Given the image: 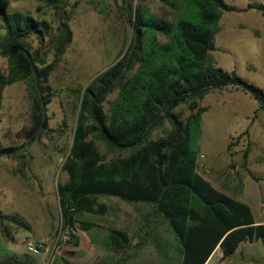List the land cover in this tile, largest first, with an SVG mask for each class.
Wrapping results in <instances>:
<instances>
[{
  "label": "rangeland",
  "instance_id": "rangeland-1",
  "mask_svg": "<svg viewBox=\"0 0 264 264\" xmlns=\"http://www.w3.org/2000/svg\"><path fill=\"white\" fill-rule=\"evenodd\" d=\"M237 9L264 0H225ZM150 14L176 21L175 13L159 0H63L56 9L40 0H11L9 12L22 13L46 26L42 40L30 35L25 42L39 51L38 86L22 80L7 86L0 97V150L18 148L12 155L0 157V213L24 221L29 229L0 219V264H57L51 251L59 243H68V230L62 229V204L59 185L68 176L63 166L70 154L84 90L103 71L110 68L127 50L131 40L130 4H140ZM67 23L71 40L67 43L63 25ZM1 35L5 32L0 30ZM64 51L60 54V47ZM216 50L211 53L217 66L235 71L243 79L264 89V15L258 11L223 12L215 36ZM10 62L0 54V72L8 74ZM118 91L108 97L105 110ZM38 99H41L39 107ZM208 110L203 114L198 143V173L219 190L247 203L259 224L264 223V111L250 94L228 87L213 91L199 101ZM177 113L186 120L188 104ZM46 121V126H45ZM39 132H32L35 126ZM171 130L166 122L151 134L152 140ZM253 132V139L250 138ZM99 148L106 161L125 158L129 152H110ZM247 153V167L244 155ZM258 179L255 180L248 170ZM108 206L105 215L82 212L80 221L126 231L136 241L121 254L119 264L132 258L134 264H181V246L165 219L145 203H129L116 197H100ZM81 234V235H80ZM94 230L78 229L74 235L83 243ZM74 240V239H73ZM72 241V240H71ZM43 243L48 254L35 255L27 243ZM230 263L240 264V254L248 263L264 264L262 242H244ZM245 248V249H243ZM251 249L252 251H242ZM56 249V248H55ZM114 252V251H113ZM218 247L211 264L221 261ZM52 259V261H50Z\"/></svg>",
  "mask_w": 264,
  "mask_h": 264
},
{
  "label": "trees",
  "instance_id": "trees-1",
  "mask_svg": "<svg viewBox=\"0 0 264 264\" xmlns=\"http://www.w3.org/2000/svg\"><path fill=\"white\" fill-rule=\"evenodd\" d=\"M10 1L0 0V30L5 32L0 33V54L10 62L8 74L0 72V97L7 86L22 80L38 86L41 54L32 51L25 39L37 35L42 40L48 30L30 16L11 14ZM40 1L59 9L63 0ZM159 1L178 12L176 21L150 14L141 2L130 4L132 34L126 52L83 92L71 151L63 166L68 180L58 187L62 229L68 230V243L77 246L76 230L101 228L80 221L78 215H105L108 206L99 198L116 197L149 204L165 219L181 246V264H207L218 247L226 260L244 242L264 246V223L256 222L247 203L216 189L198 173L202 117L208 110L199 101L213 91L233 87L250 94L264 111V89L217 66L211 56L223 12L255 10L264 15V5L237 9L225 0ZM63 32L67 43L71 40L67 23ZM63 51L64 45L60 54ZM116 91L118 96L108 113L105 103ZM37 102L41 107L38 97ZM185 104L190 114L184 121L176 110ZM166 122L171 125L168 134L152 140L153 131ZM39 130L36 125L32 132ZM100 143L110 152L130 155L106 161ZM17 151L14 147L1 149L0 157ZM247 158L245 153V167ZM0 219L29 229L16 217L0 213ZM107 232L108 248L123 254L133 246L126 231L107 228ZM14 262L19 264L17 259Z\"/></svg>",
  "mask_w": 264,
  "mask_h": 264
},
{
  "label": "crops",
  "instance_id": "crops-1",
  "mask_svg": "<svg viewBox=\"0 0 264 264\" xmlns=\"http://www.w3.org/2000/svg\"><path fill=\"white\" fill-rule=\"evenodd\" d=\"M250 138L253 139V132L252 131H250ZM216 189H218V188H216ZM220 191L226 192L228 195H230L225 190H220ZM257 223L259 224V222H257ZM93 230H94V234H93L94 236L87 239V241L85 243H83L82 238L80 236L81 234H80L79 235V244L77 246H75L73 244H69V243L57 244L54 248H52L51 258L52 259L55 258V261L57 262V264H65L64 260H63L64 258L67 259L71 264H119V257H118L119 251H116L112 247L108 248L106 246V243L108 241V232L103 227L96 228ZM90 231H92V230H90ZM90 231H88V232H90ZM88 232H84V233L87 234ZM135 243H136V241L133 242V246L130 248L131 253H132L131 256H133V254L135 252V248H134ZM242 244H244V243H242ZM241 246L242 245H240L239 248ZM243 249H245V248H243ZM243 249H242V251H246V252L252 251L250 248L247 250H243ZM130 250H127V254L129 253ZM49 251L50 250L48 248L45 252L42 251V253L48 254ZM213 256H214V254L211 256V258L209 259L207 264L212 263L213 258H214ZM247 256H243L240 254V259L242 260V262L240 264L248 263V261L245 260V257H247ZM230 258L224 260L222 258V255H221V261L225 264H229L228 261L230 260ZM52 259L50 261H52ZM132 259L130 261H127L126 264H134ZM255 261L257 262V260H255ZM255 261L250 262V263L254 264ZM230 264H233V263H230ZM234 264H238V263H234Z\"/></svg>",
  "mask_w": 264,
  "mask_h": 264
},
{
  "label": "built area",
  "instance_id": "built-area-1",
  "mask_svg": "<svg viewBox=\"0 0 264 264\" xmlns=\"http://www.w3.org/2000/svg\"><path fill=\"white\" fill-rule=\"evenodd\" d=\"M69 240V238H68ZM44 248V244L43 243H34V242H28L27 243V250L29 253L35 254V255H39L42 253Z\"/></svg>",
  "mask_w": 264,
  "mask_h": 264
}]
</instances>
